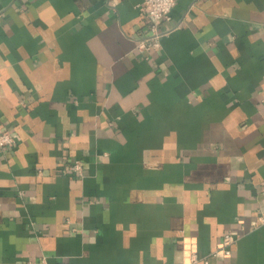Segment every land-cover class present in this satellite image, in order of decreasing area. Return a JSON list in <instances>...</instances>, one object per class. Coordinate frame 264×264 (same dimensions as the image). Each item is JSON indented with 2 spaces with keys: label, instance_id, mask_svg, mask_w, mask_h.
Wrapping results in <instances>:
<instances>
[{
  "label": "crops",
  "instance_id": "crops-1",
  "mask_svg": "<svg viewBox=\"0 0 264 264\" xmlns=\"http://www.w3.org/2000/svg\"><path fill=\"white\" fill-rule=\"evenodd\" d=\"M142 1L0 0V264H264V0Z\"/></svg>",
  "mask_w": 264,
  "mask_h": 264
},
{
  "label": "built area",
  "instance_id": "built-area-1",
  "mask_svg": "<svg viewBox=\"0 0 264 264\" xmlns=\"http://www.w3.org/2000/svg\"><path fill=\"white\" fill-rule=\"evenodd\" d=\"M178 0H143L140 4L142 16L147 20L146 33L137 40L136 47L139 51H158L162 47L161 39L163 33L160 31V22L170 20L172 8ZM16 143L13 133L7 129H0V148L10 147ZM82 163L75 161L70 165L69 170L75 174L82 173ZM264 225V210H260L256 219L252 222V227L257 228ZM239 235L227 232L222 238L221 246L206 256L199 258L193 256V261L201 259L204 264H210L212 258L219 255L229 257L232 254L234 245L237 243Z\"/></svg>",
  "mask_w": 264,
  "mask_h": 264
}]
</instances>
